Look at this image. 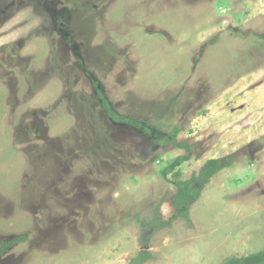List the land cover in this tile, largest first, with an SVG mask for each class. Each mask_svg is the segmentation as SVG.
I'll list each match as a JSON object with an SVG mask.
<instances>
[{
    "label": "rangeland",
    "instance_id": "obj_1",
    "mask_svg": "<svg viewBox=\"0 0 264 264\" xmlns=\"http://www.w3.org/2000/svg\"><path fill=\"white\" fill-rule=\"evenodd\" d=\"M185 155L228 166L146 264L264 250V0H0V264H128Z\"/></svg>",
    "mask_w": 264,
    "mask_h": 264
},
{
    "label": "trees",
    "instance_id": "obj_2",
    "mask_svg": "<svg viewBox=\"0 0 264 264\" xmlns=\"http://www.w3.org/2000/svg\"><path fill=\"white\" fill-rule=\"evenodd\" d=\"M95 90L98 98L101 100L102 108L105 110V113L108 117L118 123L139 127L138 122L129 118L118 116L109 110L108 104L104 100L99 89L95 87ZM179 131V128H174L164 142L170 143L173 148H179L189 153V147L187 144L177 143L175 140V136L179 133ZM188 160L189 155L178 156L161 171V177L164 180L169 181L168 176L172 177L171 182H169L175 187V193L172 196V205L173 209L176 211V214L168 220H163L161 213L159 212V208H155L154 214L150 219H137V224L141 230V250L132 259H130L128 264H146L148 261L153 260V256L149 251V239L163 230L170 229L172 227V222L177 218L188 221V212L191 205H193L199 199L202 190L210 183V180L228 166L227 162L220 159H210L203 164L197 174H192L189 179L182 180L181 172H179L177 168ZM22 240L23 238H17L10 240L9 242H0V256H2L11 246ZM225 263L264 264V250L250 253L241 256L240 258H232L225 261Z\"/></svg>",
    "mask_w": 264,
    "mask_h": 264
},
{
    "label": "crops",
    "instance_id": "obj_3",
    "mask_svg": "<svg viewBox=\"0 0 264 264\" xmlns=\"http://www.w3.org/2000/svg\"><path fill=\"white\" fill-rule=\"evenodd\" d=\"M260 251V250H259Z\"/></svg>",
    "mask_w": 264,
    "mask_h": 264
}]
</instances>
